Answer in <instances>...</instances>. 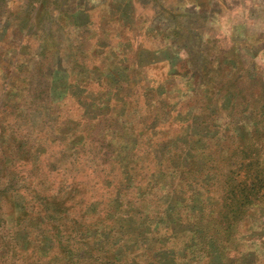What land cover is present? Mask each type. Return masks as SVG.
<instances>
[{
	"label": "rangeland",
	"instance_id": "rangeland-1",
	"mask_svg": "<svg viewBox=\"0 0 264 264\" xmlns=\"http://www.w3.org/2000/svg\"><path fill=\"white\" fill-rule=\"evenodd\" d=\"M43 5L47 10L8 49L13 67L7 98L0 78L1 157L17 151L18 162L27 147L22 136L39 145L29 175L22 180L21 171L18 184L3 195L7 224L17 215L34 225L38 214L52 208L94 211L108 192L121 197L123 181L141 189L156 174L158 189L155 181L151 191L158 193L161 213L179 227L203 210H225L222 202L236 207L232 201L238 199V213H244L239 224L245 226L231 227L238 245L234 264H261L264 108L252 115L233 98L235 85L251 71H264V0H44ZM99 34L104 38L95 40ZM222 52L231 70L238 64L242 71L233 79L223 74L220 94L209 88L203 103L186 101L189 69L210 66V55ZM39 65L46 79L42 95L34 79ZM263 80L261 75L256 82ZM103 143L110 145L109 162L101 156ZM124 197L117 208L126 211L137 197L130 191ZM134 207L141 211L143 205ZM200 221L208 229L214 223ZM255 227L259 231L250 236ZM138 228L133 218L123 233ZM214 229L220 233L210 230L212 240H224L220 226ZM26 234L17 248L10 244L12 264L48 256L44 245L36 249L35 230Z\"/></svg>",
	"mask_w": 264,
	"mask_h": 264
},
{
	"label": "trees",
	"instance_id": "trees-1",
	"mask_svg": "<svg viewBox=\"0 0 264 264\" xmlns=\"http://www.w3.org/2000/svg\"><path fill=\"white\" fill-rule=\"evenodd\" d=\"M38 1L19 0V4L16 5L15 0H0V78L4 79L6 86L2 94L4 98L8 97L7 87H10L12 82L8 70L9 67H13L10 64L12 56L9 55L8 49L11 47L12 42H18L21 35L25 34L26 30L33 24L32 20H37L47 10L43 5L44 0H40L42 3ZM100 38L104 37L99 34L98 37H95V40H100ZM82 39L88 40L87 37ZM2 45H5L7 54L2 53ZM25 48L26 45L21 47L23 50ZM223 59H226V61L221 63ZM227 60H229V56L225 52L212 54L209 58L210 66L190 68L185 79L190 81L191 89L185 87L187 96L185 100L201 104L209 88H212V93L215 92V95L220 94L219 88L223 74H228L224 76L233 79L235 74L242 71L238 64L231 70ZM43 70V67L39 65L34 75L36 86L42 92L41 95L46 88ZM156 72L161 71L157 70ZM261 75L264 76V71L260 72L255 69L251 71L247 79L245 75L242 76V80L246 79L244 82L235 85L233 101H235L236 107L246 105L252 115L259 109L264 108V80L262 83L256 82ZM21 76L28 79L33 78L31 73H23ZM5 116L3 115V117ZM174 120H176V117H174ZM11 134L12 132L9 135L11 136ZM100 134L98 138L105 141V136ZM4 137H7V135ZM20 140H27V147L21 150L23 155L17 159L18 162H16L15 157L17 151H12V153L8 151L6 153L8 159H3L1 157L3 152L0 149V264H12L7 260V255L9 251L11 252V248L9 249L10 244L12 242V248L14 246L15 249L24 243L28 239L26 232L29 228L35 230L33 238L39 240L38 245H34L36 249L41 248L39 245H44L43 252L48 256L46 259H42V256L37 254L25 264H234V257L238 248L237 238L232 239L234 231L245 226L239 224V220L244 216V213H238V208H236L238 207L237 203H240L238 199L232 201L236 207L232 208L222 202L225 210L220 208L213 211L203 210L202 214H193L189 219H184L185 224L179 227V223L172 221L167 214L161 213L158 207V193L156 189L151 191L154 182L156 181V186L157 180L161 178L160 175L156 174L150 180L151 183L148 186L144 183L145 187L141 189H137L138 185L131 188V184L123 181L120 192L122 193L121 197L115 196L112 191L108 195V192L103 203L94 205L96 206L94 211L89 209L79 210L78 206L73 210L52 208L51 212L46 215L38 214L34 225H29L25 219L12 215L14 222L9 226L6 222L8 210L4 211L2 207L3 195L14 189V186L18 184L16 178L21 171H23L22 180L29 175L28 171L34 163L31 161L39 148L38 144L30 141V137L26 139L22 136ZM102 149L101 156L106 157L104 162H109L111 160L110 145L103 143ZM11 167H15L16 170L10 171ZM113 168L118 170L120 167ZM114 178L115 175H111L110 185L113 183ZM136 183L140 182L137 181ZM129 191L136 194L137 200L132 202V205L126 211L118 209V201L120 199L125 200L124 192ZM144 193L149 194L147 200L143 197ZM209 194L213 198L211 191ZM151 201H154L152 205L145 209L146 203H151ZM137 203L140 206L143 205L141 211L135 209L134 206ZM252 217L255 218L254 215ZM133 218L138 221L139 228L129 234L123 233V227L129 225ZM204 218L214 221L211 229L202 227L203 223L200 220L206 222ZM262 222H264V219H262ZM232 225H235L234 231L231 228ZM217 226H220L221 232H225L226 235L224 240L219 239L215 243L212 240L215 235L211 234L210 230L219 234L220 232L214 229ZM258 231L255 227L250 236ZM255 236L259 235L256 233ZM35 252L34 250L33 253ZM261 264H264V261Z\"/></svg>",
	"mask_w": 264,
	"mask_h": 264
}]
</instances>
